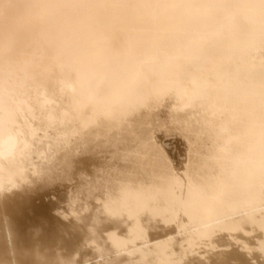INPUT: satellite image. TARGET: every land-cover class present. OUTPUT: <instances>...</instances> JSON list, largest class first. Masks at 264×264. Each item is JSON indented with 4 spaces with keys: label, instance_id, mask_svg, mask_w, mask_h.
I'll use <instances>...</instances> for the list:
<instances>
[{
    "label": "bare ground",
    "instance_id": "obj_1",
    "mask_svg": "<svg viewBox=\"0 0 264 264\" xmlns=\"http://www.w3.org/2000/svg\"><path fill=\"white\" fill-rule=\"evenodd\" d=\"M0 264H264V0H0Z\"/></svg>",
    "mask_w": 264,
    "mask_h": 264
},
{
    "label": "rangeland",
    "instance_id": "obj_2",
    "mask_svg": "<svg viewBox=\"0 0 264 264\" xmlns=\"http://www.w3.org/2000/svg\"><path fill=\"white\" fill-rule=\"evenodd\" d=\"M167 138H169V139H167ZM167 138H164V142L167 144L166 146H168L167 147L168 149H166V150L170 153V155H172V157L175 161H180L182 159V154H183V145L181 144V141H179V139L173 138V137H167ZM62 192H63V190L61 188H58L54 192H52L46 196L40 197V199H35L34 204H41V203L48 204L49 202H53V201L55 202L56 198H58L62 194ZM52 199H53V201H51ZM51 214L53 215V213H51ZM27 216L29 219L34 218L33 214H31V213H27Z\"/></svg>",
    "mask_w": 264,
    "mask_h": 264
}]
</instances>
